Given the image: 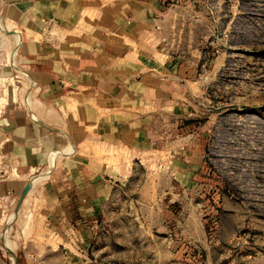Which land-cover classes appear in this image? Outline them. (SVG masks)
I'll list each match as a JSON object with an SVG mask.
<instances>
[{
    "label": "rangeland",
    "instance_id": "obj_1",
    "mask_svg": "<svg viewBox=\"0 0 264 264\" xmlns=\"http://www.w3.org/2000/svg\"><path fill=\"white\" fill-rule=\"evenodd\" d=\"M5 1L0 0V119L14 111L36 122L28 105L40 99L62 117L51 127L60 143L49 154L67 145L74 151L58 159L48 179L47 172L41 174L49 154L24 180L9 175L0 159V264H264V0H179L210 22L200 21L197 62L185 64L197 81L186 122L199 138L201 157H179V174L172 159L157 152L99 143L89 125L100 99L88 96L87 88L37 78L39 61L50 56L61 64L60 44L78 53L72 58L78 70L91 57L97 69L101 60L83 53L91 52L84 41H93V52L112 55L111 31L92 30L96 17L85 26L72 22L84 26L86 38L78 27L61 31L56 20L32 25L29 17L21 27L3 14ZM137 38V55L144 43L154 50L153 36ZM102 61L111 64V56ZM82 172L85 183L92 176L112 186L99 199L102 208L80 210L77 195L70 197L74 192L65 193L57 183ZM28 182L35 188L13 219Z\"/></svg>",
    "mask_w": 264,
    "mask_h": 264
},
{
    "label": "crops",
    "instance_id": "obj_2",
    "mask_svg": "<svg viewBox=\"0 0 264 264\" xmlns=\"http://www.w3.org/2000/svg\"><path fill=\"white\" fill-rule=\"evenodd\" d=\"M5 3L8 6L2 9L3 14L15 18L21 27L27 24L29 17L32 25H36V20H56L57 27L67 33L78 27V24L72 26L74 20H82L85 26L91 17H96L92 30L102 29L103 35L107 34L106 30L111 31L114 41V50L109 55L111 64L102 61L109 58L107 50L100 52L96 47L93 52L94 45H88L93 41L86 39L85 48L90 47L91 52L85 49L83 53L98 55L101 61L95 60L100 63L97 69H93L91 57L92 64L86 59L85 70H78L72 60L78 53L65 50L67 44L59 46L64 49L63 59L57 60L61 62L59 66L48 56L35 68L38 79L47 78L64 86L80 84L87 88L88 96L99 97L100 112L89 125L99 143L109 148L124 147L138 154L157 152L172 159V167H177L178 174L179 157L200 160L199 138L190 131L192 122H186L191 116L187 109L194 99L197 81L193 79V70H188L190 66H185L197 62L199 57L200 21L203 25L210 24L207 18H200L199 10L179 6V0H7ZM84 26L77 30L82 29L85 33L82 36H87ZM142 34L148 38L153 36L157 42L153 51L144 43L146 49H140L142 52L137 55L135 48L137 50L140 43L137 37ZM29 111L36 122L14 111L6 112L5 119H0V159L6 161L9 175H20L22 180L40 168L49 152L60 143L51 129L62 119L55 109L37 99ZM69 146L68 153L64 152L67 145L63 151L49 154L47 168L41 175L47 172L49 178L58 159L74 151L72 145ZM80 176L69 178L66 174L57 183L62 184L65 193L74 192L70 197L77 195L79 201L74 204L80 210L98 204L102 208L104 201L99 202V199L103 198L104 189L109 191L112 186L92 176L90 183H85L88 176L83 172ZM74 204L70 202L71 206Z\"/></svg>",
    "mask_w": 264,
    "mask_h": 264
},
{
    "label": "water",
    "instance_id": "obj_3",
    "mask_svg": "<svg viewBox=\"0 0 264 264\" xmlns=\"http://www.w3.org/2000/svg\"><path fill=\"white\" fill-rule=\"evenodd\" d=\"M30 187H31V182H28L27 184H25V186L23 187L21 193H20V196L18 198V201H17V204H16V207L13 211V219H16L17 218V215H18V212H19V209L21 207V204L23 203V200L25 199L26 195L28 194L29 190H30Z\"/></svg>",
    "mask_w": 264,
    "mask_h": 264
},
{
    "label": "bare ground",
    "instance_id": "obj_4",
    "mask_svg": "<svg viewBox=\"0 0 264 264\" xmlns=\"http://www.w3.org/2000/svg\"><path fill=\"white\" fill-rule=\"evenodd\" d=\"M27 102H28V104H29V100L27 99ZM30 106L28 105V108H29ZM31 110V109H30ZM36 117V116H35ZM71 149V147L70 146H68L65 150H70ZM53 167V164H51V168ZM36 183L34 182L32 185H31V187H30V189L35 185ZM7 243V242H6Z\"/></svg>",
    "mask_w": 264,
    "mask_h": 264
}]
</instances>
